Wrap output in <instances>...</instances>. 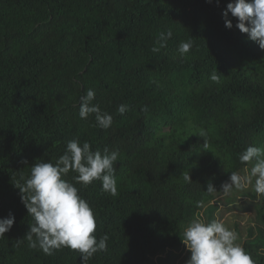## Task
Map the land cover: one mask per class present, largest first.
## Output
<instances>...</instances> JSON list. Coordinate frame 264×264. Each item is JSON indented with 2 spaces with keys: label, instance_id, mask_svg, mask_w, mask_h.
Instances as JSON below:
<instances>
[{
  "label": "trees",
  "instance_id": "16d2710c",
  "mask_svg": "<svg viewBox=\"0 0 264 264\" xmlns=\"http://www.w3.org/2000/svg\"><path fill=\"white\" fill-rule=\"evenodd\" d=\"M230 2L0 0V219L15 218L0 237V264H82L68 247L48 255L29 246L33 220L16 187L77 138L119 153L115 195L98 180L76 183L73 171L64 177L92 208L94 235L109 237L86 264H172L186 227L216 220L221 206L254 215L244 237L234 228L236 242L264 264V195L254 180L221 190L232 172L248 175L254 162L239 159L247 147L264 148V49L230 14L233 27H225ZM169 31L166 47L152 52ZM88 89L111 127L79 117Z\"/></svg>",
  "mask_w": 264,
  "mask_h": 264
},
{
  "label": "clouds",
  "instance_id": "9594fccd",
  "mask_svg": "<svg viewBox=\"0 0 264 264\" xmlns=\"http://www.w3.org/2000/svg\"><path fill=\"white\" fill-rule=\"evenodd\" d=\"M211 2V0H207ZM229 14L237 20L235 27L247 34L249 40L257 43L264 49V0H233L226 5L222 12L225 27L231 29L232 22ZM171 31L161 32L151 51L154 53L166 47L171 38ZM192 47L191 41L182 42L178 47L181 56L187 54ZM218 82L219 77H211ZM95 91L88 89L86 95L80 97L79 117L87 119L94 115L96 124L107 129L112 125V116L103 112L98 104H92ZM128 110L127 105L121 104L117 111L120 115ZM201 136L205 135L203 130ZM119 153L108 148L92 151L88 142L72 139L67 142L66 150L55 164L50 162L35 163L30 170V175L21 177L23 184L16 187L21 193V202L33 222L30 231L25 237L31 248H39L45 254L51 255L53 250L68 247L78 251L82 264L97 252L107 250V235L99 240L94 235L96 221L89 203L79 195V189L74 183L64 179L73 171L76 183L91 184L94 180L101 182L102 190L115 195L117 180L114 164L118 161ZM242 163H253L247 176L232 172L229 181L222 186L225 194L233 188L241 190L246 184H253L257 194L264 195V148L249 146L240 154ZM185 181L191 182L189 174L184 176ZM208 193L217 192L209 184ZM240 212V211H239ZM250 214V213H244ZM11 214L0 219V237H3L14 224ZM237 228V227H236ZM238 235L234 230L227 228L224 223L213 220L191 222L184 231L186 248L190 252L187 264H255L251 255L238 244Z\"/></svg>",
  "mask_w": 264,
  "mask_h": 264
},
{
  "label": "rangeland",
  "instance_id": "374dc122",
  "mask_svg": "<svg viewBox=\"0 0 264 264\" xmlns=\"http://www.w3.org/2000/svg\"><path fill=\"white\" fill-rule=\"evenodd\" d=\"M218 213L220 214V216H217L216 219L217 221L224 223V225L231 230H234V228L237 227V229L240 230L242 236L245 235L247 228L253 224L252 223L254 220L253 214H244L239 211H234V209L226 210L225 207L222 206L219 208ZM235 224L237 225L235 226ZM186 249H187L186 246H184V248L180 250L182 253L180 254L179 257L173 260L172 264L181 263L183 257L186 256V252H187ZM178 253L180 252H177L176 254ZM153 261L155 263L156 258H154Z\"/></svg>",
  "mask_w": 264,
  "mask_h": 264
}]
</instances>
